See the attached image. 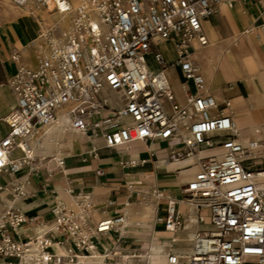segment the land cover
I'll return each instance as SVG.
<instances>
[{
  "label": "built area",
  "instance_id": "obj_1",
  "mask_svg": "<svg viewBox=\"0 0 264 264\" xmlns=\"http://www.w3.org/2000/svg\"><path fill=\"white\" fill-rule=\"evenodd\" d=\"M37 1L59 11L70 7L68 0ZM233 1H84L74 10L64 38L44 35L48 45L36 67L19 65V54L12 56L17 66L9 85L16 101L4 118L8 132L0 140V173L12 175L31 163L28 156L10 157L22 141L40 138L44 127L62 115L58 109L77 130L102 136L108 148L133 141H176L164 164L190 160L183 168L196 172L183 191L188 203L209 209L211 228L195 234L188 260L170 253L168 263L264 264V141L239 140L232 115L208 90L190 51L210 42L203 21L214 14L215 5ZM166 42L176 55L171 63L162 50ZM149 54L157 69L147 63ZM170 66H178L194 83L196 92H188L184 104L166 72ZM146 147L153 156L150 144ZM216 147L221 148L218 154H200ZM25 183L11 182L15 197L25 195ZM6 187L0 185V190ZM68 192L69 201L54 199L47 228L30 236L21 227L40 217L13 205L0 207V264H76L81 255L97 249V235L123 232L124 215L93 223L90 193ZM154 195L164 196L158 190ZM176 205L168 197L163 218L168 231L179 224ZM21 234L23 239L17 237ZM142 256L143 264H150L148 251L132 255L138 262Z\"/></svg>",
  "mask_w": 264,
  "mask_h": 264
},
{
  "label": "crops",
  "instance_id": "obj_2",
  "mask_svg": "<svg viewBox=\"0 0 264 264\" xmlns=\"http://www.w3.org/2000/svg\"><path fill=\"white\" fill-rule=\"evenodd\" d=\"M68 2L70 4V0ZM34 6L30 0L26 10H31L35 17L47 19L48 22L59 19L57 13L69 12H72L70 19L73 21L77 8L60 12L47 7L44 10L40 6L35 9ZM203 24L210 42L205 46L192 47L191 58L199 66L206 86L220 108H225L232 115L237 131L243 133L241 140L245 143L264 141V0H234L216 4L214 14L205 18ZM18 39L16 34L12 38L6 36L4 27L0 26V54L3 71L9 79L16 72L17 63L12 56L19 52L16 45ZM43 39L41 36L39 41ZM162 50L166 60L171 63L176 57L172 44L164 43ZM18 62L22 65L19 59ZM166 72L171 84L172 81L186 84L182 101L172 85L177 100L184 104L186 92H196L193 81L186 79L178 66H170ZM15 101L10 85L1 81L0 140L8 132L4 118ZM225 101L230 102L229 107H225ZM258 126L263 130L254 132L253 129ZM255 135L260 137L256 138ZM91 138L94 141H86L82 134L69 132L59 147L52 143L45 145L42 152L49 155H36V161L24 165L12 175L0 173V185L7 186L0 190V207L13 205L29 216L40 217L34 225L21 227L25 235L30 236L40 231L37 229L39 225L47 226L51 222V207L56 197L69 201V190L73 193L89 192L93 223L105 217H126L127 225L122 233L111 230L95 237L99 252L105 255L112 252L105 257L106 261L143 264L144 256L138 262V258L132 255L145 251L151 255L150 264H169L170 253L188 260L195 234L211 228V223L209 209L188 203L183 191L184 185L196 172L195 168H183L190 160L164 164L176 141H133L125 146L108 148L102 136ZM69 139H75V142H69ZM148 144L153 156L147 150ZM99 170L101 173H98ZM11 182H26L23 185L25 195L15 197L10 188ZM155 190L162 192L163 198L157 199ZM170 196L177 201L179 224L174 231L166 230L163 221ZM17 237L23 239L24 235ZM52 250L57 251L56 248ZM114 251L116 254H113Z\"/></svg>",
  "mask_w": 264,
  "mask_h": 264
},
{
  "label": "rangeland",
  "instance_id": "obj_3",
  "mask_svg": "<svg viewBox=\"0 0 264 264\" xmlns=\"http://www.w3.org/2000/svg\"><path fill=\"white\" fill-rule=\"evenodd\" d=\"M28 1H30V0H28ZM31 1H33V4L35 5L34 6L35 9H37V6H40L41 9L46 10L45 6L42 5L40 2H38L37 0H31ZM27 2L19 5L16 2H14L13 0H0V26L4 27V33L6 36L11 37V38L13 37L14 34H16L18 36L19 39L17 40L16 45L18 46V49H19L18 59L21 62V64L25 63L27 65H33L34 61L38 57V51H37V49L33 43L34 42H40L39 38L41 36V33H43V32L46 34L50 33L51 37L61 38V39L64 38L65 35L70 30H68L66 34H63V32H61V28L57 27L55 24L60 25L63 28V30L65 31L67 21L69 20L72 12L65 13L62 22H59L58 19H52L51 22H48L47 19L35 17L34 13L31 10H26ZM22 9H24L25 11H22ZM5 10H7V11H6L4 18H3L2 11H5ZM49 14H51V13L49 12ZM49 14L47 16H49ZM58 14L59 13H57V16H58ZM28 25L35 27L37 30V33H36V36L25 39L23 29L26 28ZM46 29H49L48 32L46 31ZM47 42H48V40H46V46L48 45ZM38 62H39V60L37 61V63ZM147 63L153 69L158 68L157 63L154 61L151 54L147 55ZM18 64H19V62H18ZM1 81H6L9 84V78L6 77V75L3 71L2 56L0 54V82ZM172 85L174 87V90L176 92L178 99L180 101H182L184 98V93L187 90L186 84L183 82L181 83L178 81H176V82L172 81ZM255 129L263 130L259 126L257 128L253 129L254 132H256ZM257 133H259V132H257ZM255 136H256V138L260 137V135H255ZM68 141L69 142H71V141L75 142V139H69ZM49 143H50V141L48 140V144ZM39 159H41V158H39ZM185 171L186 170H182V172H185Z\"/></svg>",
  "mask_w": 264,
  "mask_h": 264
},
{
  "label": "bare ground",
  "instance_id": "obj_4",
  "mask_svg": "<svg viewBox=\"0 0 264 264\" xmlns=\"http://www.w3.org/2000/svg\"><path fill=\"white\" fill-rule=\"evenodd\" d=\"M27 1L28 0H26V2ZM84 1H86V0H83V1L82 0H70V4L67 1V4H69V6L71 5V7H69V9L66 10V11H69L72 7H78ZM42 5H44V4H42ZM44 6L47 7V8H52L51 5H49V6L44 5ZM6 11L7 10L2 11L3 18H4V15H5ZM66 11H60V12H66ZM64 14L65 13H59L58 14V17H59L58 21L59 22H62V20L64 18ZM70 18H71V16H70ZM70 18L67 21V25H66L65 31L63 30L62 27H60L59 25H56L57 27L61 28V32H63V34H66L67 30H70L72 28V24H71L70 28L68 29V27L70 25V22L72 21V19H70ZM72 23H73V21H72ZM23 32H24V38L28 39V38L36 36L37 30H36L35 27H32V26L28 25L26 28L23 29ZM44 35H47V34L44 33V32L41 33V36L44 37ZM41 36H40V38H41ZM45 39H43L40 42H34L33 43L34 46L36 47L37 51H38V57L34 61V64L33 65H27L25 63H22V65L29 66V67H36L37 66V61L40 59L41 55L45 52L46 47H47ZM245 92H246V90H245ZM187 94H188V92H186V100H187ZM58 113L62 114V115L59 117V119L53 121L52 123H50V124H48L47 126L44 127V133L41 135L40 138H38L37 140L22 141L20 146L15 148V150L16 149H19V150H16V151L14 150V152L11 155L10 158L18 159L19 157H22V156H28V157H30L32 159L31 162H34V161H36V159H38V157L36 155H38V156H42V155L43 156H47V155H49V154H45V153L42 152V150L45 148V145L48 143V140L55 147H59L64 142V139H65L66 135L69 132H77L79 134H82L85 137L86 141H90V142L94 141L91 137H89L87 135L88 133L81 132V131L77 130L76 128H74L72 126L70 117L67 115V113H65V111H63V109H58ZM236 127H237V125H236ZM255 131L256 132H260L261 129H255ZM242 135H243V133L240 134L239 140L242 143H245V142H243L241 140ZM253 141H256V140H253ZM78 142H80V141L78 140ZM220 151H221V148L216 147V148H214L212 150L204 149V150H202L200 152V154H211V153L218 154V153H220ZM17 154H21V155L15 156ZM58 161L60 163L62 162L61 159H58ZM152 209L154 210L153 207H152ZM37 229L44 230V229H46V226L39 225L37 227ZM78 264H122V261L121 260H116V261H113V263H110V262L106 261L105 253L99 252V247H98V249L95 250L92 254L83 255V256L81 255V257L78 259Z\"/></svg>",
  "mask_w": 264,
  "mask_h": 264
}]
</instances>
